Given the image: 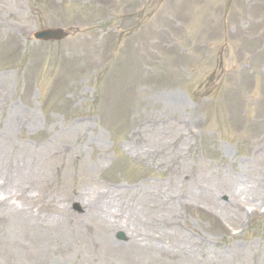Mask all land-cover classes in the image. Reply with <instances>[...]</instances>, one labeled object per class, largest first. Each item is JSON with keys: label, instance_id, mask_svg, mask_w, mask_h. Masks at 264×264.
I'll return each mask as SVG.
<instances>
[{"label": "rangeland", "instance_id": "1", "mask_svg": "<svg viewBox=\"0 0 264 264\" xmlns=\"http://www.w3.org/2000/svg\"><path fill=\"white\" fill-rule=\"evenodd\" d=\"M3 199L0 264H264V0H0Z\"/></svg>", "mask_w": 264, "mask_h": 264}, {"label": "bare ground", "instance_id": "2", "mask_svg": "<svg viewBox=\"0 0 264 264\" xmlns=\"http://www.w3.org/2000/svg\"><path fill=\"white\" fill-rule=\"evenodd\" d=\"M7 32L12 34L13 30L10 29V30H7ZM161 122L162 120L154 118V117H150L149 119L147 117L146 120L141 121L139 125L135 129H132L131 131V134H130L131 142L133 143L134 141V134L136 135L137 139L142 141L143 139H145L144 135L156 132L158 126L161 125ZM145 129L149 130V132L144 133L143 131ZM154 153H157V151H154ZM236 193L239 194V192H236ZM102 198L103 197L100 196L96 204H100V202L103 200ZM104 203L102 202L104 206L101 209V212L98 214L99 218L102 216V213L106 211L107 203L105 201ZM6 207H7V211H6ZM10 210H11V202L9 201V199L0 200V218L8 221L11 215ZM244 210H245V206L241 203H237L235 207L233 204V207L232 208L230 207V211L233 212V214L243 213ZM32 217L35 218L34 214ZM165 222L168 225L172 226L173 228L177 230H181V225H182L181 220L174 218V219L166 220ZM37 226H38L37 231L32 230V229L28 231V236H29L28 239L26 238V239H22L19 241H15V240L11 241V244L14 246L17 252L23 255V256L13 257L16 260V264H40L34 260V255H32V253L35 248H37L36 249L37 252H41L43 250L41 247V243L45 241L44 239L46 238L48 234H50V231L48 229L47 224H45L44 222H39ZM55 232L56 231H54V233ZM185 239H187V241L185 245L183 246L182 254H184L188 258H195L199 254V252L203 250V247H204L202 244L203 241L199 239H194L192 237H188V238L185 237ZM4 241H5V237L4 236L0 237V258H1V255L6 251ZM99 243L103 244V241ZM108 249H111V247L108 246ZM44 254L48 256L47 253H44ZM168 254H171V253L168 252Z\"/></svg>", "mask_w": 264, "mask_h": 264}, {"label": "water", "instance_id": "3", "mask_svg": "<svg viewBox=\"0 0 264 264\" xmlns=\"http://www.w3.org/2000/svg\"><path fill=\"white\" fill-rule=\"evenodd\" d=\"M63 32L57 30H45L35 34V37L48 39V38H60L63 36Z\"/></svg>", "mask_w": 264, "mask_h": 264}]
</instances>
